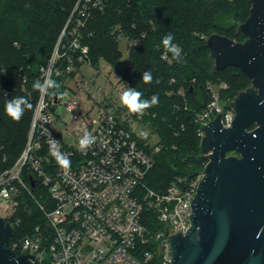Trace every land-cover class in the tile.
<instances>
[{
	"label": "built area",
	"instance_id": "1",
	"mask_svg": "<svg viewBox=\"0 0 264 264\" xmlns=\"http://www.w3.org/2000/svg\"><path fill=\"white\" fill-rule=\"evenodd\" d=\"M113 1L76 0L36 82L52 79L62 69L76 71L91 64L84 32L94 12ZM71 80L74 77L66 80L62 92L39 91L26 144L16 160L0 170V215L11 223L12 236L17 229L10 246L19 254L35 255L36 260L29 255L33 264H172L169 236L190 228L191 204L204 172L153 187L148 178L162 145L148 139L141 144L129 123L134 115L142 120L147 109L142 114L128 110L123 117V109L121 114L109 112L105 102L99 117L89 119L78 109L80 92L67 91ZM128 86L133 87L122 81L118 94ZM225 86L210 83V100L195 112L202 139L205 125L219 113L225 127L235 117L233 103L222 98ZM179 92L185 94L184 89ZM86 131L96 140L81 151L79 139ZM53 139L70 159L69 167L51 156Z\"/></svg>",
	"mask_w": 264,
	"mask_h": 264
},
{
	"label": "trees",
	"instance_id": "2",
	"mask_svg": "<svg viewBox=\"0 0 264 264\" xmlns=\"http://www.w3.org/2000/svg\"><path fill=\"white\" fill-rule=\"evenodd\" d=\"M75 2L0 0V170L11 165L26 144L39 97L33 84L40 77L41 65L49 61ZM235 2L242 7H232ZM242 2L114 0L105 10L95 11L88 23L84 42L90 46L91 64L98 66L102 57L113 63L119 59L121 33L130 40L131 56V63L123 71V81L141 92L142 99L158 96V104L148 108L142 119L162 145L148 178L155 188H164L178 177L191 180L204 172L208 156L202 152L195 112L212 96L208 85L225 83L221 94L230 105L251 80L235 66L216 69L207 44L213 33L233 39L237 36L235 31L248 12ZM167 34L181 47L183 62L165 53L162 41ZM229 67H235L237 72H229ZM146 71L152 74L150 83L142 80ZM74 75L75 71L65 69L54 73L52 80L60 88L50 89L51 93L62 92L66 80ZM179 89H184L185 94ZM14 97H24L31 105L18 122L5 112V104ZM134 133L138 136L135 130ZM139 139L144 144L147 138ZM150 146L146 145L149 149ZM16 234L17 229L11 241Z\"/></svg>",
	"mask_w": 264,
	"mask_h": 264
},
{
	"label": "water",
	"instance_id": "3",
	"mask_svg": "<svg viewBox=\"0 0 264 264\" xmlns=\"http://www.w3.org/2000/svg\"><path fill=\"white\" fill-rule=\"evenodd\" d=\"M251 2L240 25L244 41L220 33L207 39L215 68L238 67L252 85L236 96L230 126L221 113L205 125L208 162L190 228L169 236L172 264H264V0ZM12 234L0 215V264H33L29 257L35 255L10 246Z\"/></svg>",
	"mask_w": 264,
	"mask_h": 264
},
{
	"label": "rangeland",
	"instance_id": "4",
	"mask_svg": "<svg viewBox=\"0 0 264 264\" xmlns=\"http://www.w3.org/2000/svg\"><path fill=\"white\" fill-rule=\"evenodd\" d=\"M242 3L244 8L248 11L246 13L248 18L252 2L251 0H243ZM232 7L237 9L241 8L242 5H239V2H235L232 4ZM235 32L237 33V36H233L235 40L244 41L247 38L241 31L240 26L237 27ZM119 46L121 55L115 63L102 57L99 59L98 66L84 63L75 71L74 79L79 83L78 88L81 95L78 109L87 114L89 119L99 117V112L105 102H109V105L105 107L109 112L121 114V109H123L125 112L123 117H125L126 112H128V109L122 105L120 95L117 91V87L122 85L123 71L131 63L130 40L128 37H120ZM236 70L235 67L228 68L229 72H237ZM251 85L252 80H249L247 82V87ZM129 123L131 127L137 131L139 137L147 136L150 143H154L158 140V135L152 131L148 123L136 119L135 116L130 119ZM67 140L71 143H75L72 136H68Z\"/></svg>",
	"mask_w": 264,
	"mask_h": 264
},
{
	"label": "clouds",
	"instance_id": "5",
	"mask_svg": "<svg viewBox=\"0 0 264 264\" xmlns=\"http://www.w3.org/2000/svg\"><path fill=\"white\" fill-rule=\"evenodd\" d=\"M174 37L171 34H167L163 38V46L165 53H171L172 58L177 62H183L181 56L182 49L179 45L173 43ZM142 80L145 83H150L152 80V74L150 71H146L142 75ZM33 88L40 91L41 93H47L48 89H59L60 85L50 79L46 78L43 83L37 81L33 84ZM55 94V93H52ZM142 93L137 91L134 87H127L120 95V101L124 107L136 114H142L145 109L158 104V96L153 95L151 99H142ZM27 108H31L27 99L24 97H14L7 101L5 104L6 114L14 121H19ZM96 137L90 132H85L84 135L79 139V149L81 151L87 150L95 142ZM50 154L57 161V163L64 168L70 166V159L59 151V142L54 139L50 143Z\"/></svg>",
	"mask_w": 264,
	"mask_h": 264
},
{
	"label": "crops",
	"instance_id": "6",
	"mask_svg": "<svg viewBox=\"0 0 264 264\" xmlns=\"http://www.w3.org/2000/svg\"><path fill=\"white\" fill-rule=\"evenodd\" d=\"M91 65V64H89ZM78 82H76L75 80H71L70 84H69V87L67 89L68 93L73 95L75 93H77L79 91V88H78ZM68 136H70L69 134L66 135V137L68 138Z\"/></svg>",
	"mask_w": 264,
	"mask_h": 264
}]
</instances>
